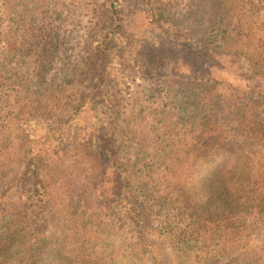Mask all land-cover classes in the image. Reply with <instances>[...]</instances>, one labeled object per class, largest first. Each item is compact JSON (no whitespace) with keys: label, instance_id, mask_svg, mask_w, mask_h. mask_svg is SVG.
I'll return each instance as SVG.
<instances>
[{"label":"rangeland","instance_id":"rangeland-1","mask_svg":"<svg viewBox=\"0 0 264 264\" xmlns=\"http://www.w3.org/2000/svg\"><path fill=\"white\" fill-rule=\"evenodd\" d=\"M202 1L0 0V264H264L263 177L249 183L243 163L225 175L236 196L255 188L253 201L217 211L213 240L190 238L207 221L169 193L175 156L179 178L189 177L192 154L237 148L228 136L238 123L264 122V73L249 49L264 37V0L240 15L254 22L253 41L226 45L213 61L195 54ZM115 7L121 26L112 33L105 12ZM202 83L214 103L200 115ZM25 86L41 92L27 106ZM256 135L264 143V126ZM167 136L177 144L157 162L162 148L152 147ZM190 198L205 202L203 190Z\"/></svg>","mask_w":264,"mask_h":264},{"label":"trees","instance_id":"trees-1","mask_svg":"<svg viewBox=\"0 0 264 264\" xmlns=\"http://www.w3.org/2000/svg\"><path fill=\"white\" fill-rule=\"evenodd\" d=\"M227 1L228 4L225 5V3H223L221 0H204L202 1L203 4H201V7L198 11L199 15L196 13V30L194 32H196V35H198L195 40L197 41L199 49L197 52H195V54H197L199 56V59L201 60L207 59L213 61L211 57L212 53H215L220 48L227 45L228 49H231L234 44L238 45L236 41H239L240 43V40L242 42L245 39L252 42V37L256 36L257 34L253 30L252 26L246 27L248 23H250V25H253V21L248 20L246 24H242L241 22V17L245 16L249 10H252V13L248 14V17L251 16L253 12H255L256 5L252 2V0ZM113 9L116 10L112 12L110 9H107L105 12L106 21H112L107 26L108 29H110L109 32L112 33L116 32V29L112 27L115 26L119 28L121 26V22H117L120 19V9L117 10V7ZM263 22L264 20H260L258 23L261 24ZM236 29L241 30H238L239 32H234V30ZM109 32L105 34L104 40L102 42L103 45L100 50L101 55L104 54L106 56L105 58H108L110 55V46L107 45V40L110 37ZM257 37L259 38L257 46L251 47L249 49L255 52V56L252 58L254 68L261 73H264V37ZM244 48L245 45L243 44L242 49ZM106 69L107 64L103 61L100 72L97 73V76H104L106 74ZM206 75L207 81L212 80L210 78L209 72ZM203 85L204 83H202L201 87L205 88L204 90H206L208 95L206 97L199 96V98L196 99L195 103L196 108H203L200 115L205 113V111L210 108L209 104L214 103L213 96L210 93V90H208L211 88V86L203 87ZM30 89H35V91L30 92L29 94L30 90L28 86L22 87V90L20 91L21 97H23L26 102L25 106L31 103L33 104L32 100L37 99L39 97V93H41L37 88ZM230 115L231 117L234 116L233 114ZM234 119L237 120V118ZM244 119L245 120H243L241 123H238V125L235 127L237 128V131L232 132L231 135L228 136V142L235 143V145H237V148L227 150V148L211 146L204 150H201L198 154H192L195 155L193 159L189 155L184 160L188 161L192 159L194 160L192 165L197 166V168L189 177L183 176V178L180 179L179 177H182V168L180 164L183 163V160H181L179 156H175L172 160V164L175 170L173 172V175H170L172 183L171 185L169 184V193L173 195L175 201L178 200V202L181 203L180 209H183L184 207L195 209L192 220L203 218L207 221L202 223L204 229L203 232L199 230L202 229V227L199 229L194 228V231L191 233L187 231L188 234L190 233V238L193 237V234L197 237H200L202 233H207V240L215 239L214 234L221 232V230L215 226L217 225L216 218L218 217L216 215L219 214L217 211H220L221 214L224 211L233 212L243 199L244 201H247L244 204V208H251V204L253 201V192L255 188H249V186H247V188L245 187V190L243 189V192H245L244 195L236 196V192H234V190H232V187L229 186V184L226 182L227 178L225 176L229 175L231 173L230 171L235 170L236 167L241 166L240 163H243L245 169L244 171L242 169L241 174L246 178V180L249 179V183L253 184L255 182V178H264V162L263 165H259L258 168H256V165L260 163L259 158L262 157L261 160H264V146L262 147L264 143H261L259 137L256 135L258 132H261V129L264 126V122L260 121L257 124L253 125L254 120L251 121L248 117ZM183 129L185 128L182 127V131ZM185 133H187L186 130H184V134ZM193 133H195V131ZM196 136L202 135L198 134ZM103 138L104 135L101 134L99 143H102V141L104 143ZM193 138L196 139L195 136ZM177 141L178 140L177 138H175V136H167L166 138H162L159 144L156 143L152 147V151L155 149V146H157L158 148H162L160 151L161 153H159L161 155H159V157L155 159H152L157 162H162V159H164L163 161L166 162V159L164 157L169 158V153H171L172 151L171 148L172 146L174 147L177 144ZM188 141V144L193 143L191 142L192 140ZM162 144L164 145L163 147L161 146ZM231 157H234L233 162L227 160ZM213 158H223L225 161L221 166L213 169L212 171H205V165L212 161ZM193 190H196L197 192L203 190V197L205 198L204 204L199 205V202L198 204L197 202H192L190 193ZM217 205L221 206V208L216 209L215 207ZM133 207L136 209L135 205H133ZM203 207L205 208V210L199 212V209H203ZM213 208H215L214 211ZM133 211L134 209H132V213H134ZM177 213L180 216L181 211L178 210ZM134 219H137V217H135ZM192 220L191 223H194ZM187 236L188 235L180 233L179 238H181L182 240ZM183 242H185V240H183ZM228 249H231L229 248V244H227V248L220 254L228 252ZM216 256L217 255L213 254L214 258H216ZM82 264H88V262Z\"/></svg>","mask_w":264,"mask_h":264}]
</instances>
